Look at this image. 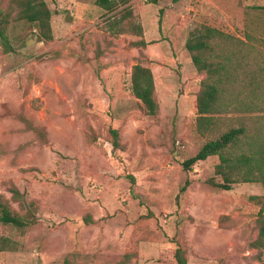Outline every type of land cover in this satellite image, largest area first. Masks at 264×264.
Masks as SVG:
<instances>
[{"label": "rangeland", "instance_id": "1", "mask_svg": "<svg viewBox=\"0 0 264 264\" xmlns=\"http://www.w3.org/2000/svg\"><path fill=\"white\" fill-rule=\"evenodd\" d=\"M96 1L46 0L54 39L40 42L32 24L15 20L11 0H0L14 49L0 47V195L25 215L11 193L18 188L36 218L25 230L0 222L17 248L0 252V264H160L178 247L188 264H264L253 245L264 185L211 186L223 182L218 156L183 167L246 118L224 112L200 133L208 75L186 44L204 26L243 40L225 104L247 101L255 87L264 94V0H133L111 13ZM138 64L154 74L156 116L132 92Z\"/></svg>", "mask_w": 264, "mask_h": 264}, {"label": "trees", "instance_id": "2", "mask_svg": "<svg viewBox=\"0 0 264 264\" xmlns=\"http://www.w3.org/2000/svg\"><path fill=\"white\" fill-rule=\"evenodd\" d=\"M133 0H97V6L108 13L115 12L120 8L129 9ZM157 3V0H152ZM12 11H16L15 20L27 21L38 32L40 42H50L54 39L51 19L53 13L46 0H11ZM264 10V8H262ZM127 11V10H126ZM128 16L132 12H126ZM163 13V10H161ZM11 12L5 11L0 4V47L5 53H12L13 46L6 35V25L9 23ZM138 46H146L145 41L139 42ZM239 44L245 45L243 40L225 34L218 29L204 26L196 36L186 44V49L192 54V61L199 73H207V78L202 83V89L197 97L198 129L200 133L207 134L217 128V115L236 113L244 115L245 122L239 128H231L219 135L215 140L208 141L196 156L183 163L184 170L189 172L193 167L209 157L218 156L220 164L216 167V175L222 177L223 182L209 180L211 186L231 191L237 183H262L264 185V111L258 110L259 103L264 101V94L254 90L247 101L240 102L238 99L229 98L225 104L223 87L226 82L233 79L236 71L241 68V56H239ZM234 45L235 47H230ZM229 46V47H227ZM240 48V47H239ZM156 86L152 70L141 64L134 66L132 73V92L143 104L145 113L156 116L159 112V104L155 95ZM226 106V107H225ZM255 115V116H254ZM259 115V116H256ZM254 117V118H253ZM217 119V120H216ZM261 121L262 126H251V121ZM113 143L120 148V136L118 131L113 130ZM240 153H236V150ZM189 182L182 191L185 192ZM13 199L20 202L22 208H28L25 215L13 211L0 195V222L12 225L19 230L36 223V218L25 195L21 194L16 187L11 189ZM260 197H252L259 200ZM259 236L254 247L264 251V206L260 212ZM16 244L7 237L0 235V252L15 251ZM130 256H127L129 258ZM160 264H188L185 250L178 247L173 254L162 253L159 256Z\"/></svg>", "mask_w": 264, "mask_h": 264}]
</instances>
